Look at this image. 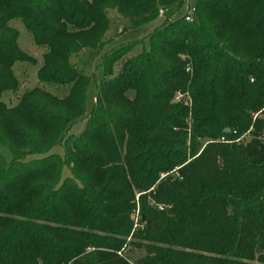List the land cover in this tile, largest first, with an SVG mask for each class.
Instances as JSON below:
<instances>
[{"label":"trees","instance_id":"obj_1","mask_svg":"<svg viewBox=\"0 0 264 264\" xmlns=\"http://www.w3.org/2000/svg\"><path fill=\"white\" fill-rule=\"evenodd\" d=\"M173 5L184 0H0V95L17 92L15 62H36L14 18L46 47L37 80L68 86L0 99V264H126L128 245L135 264H264V0H196L146 49L106 51L83 115L90 77L70 58L102 47L107 10L138 26Z\"/></svg>","mask_w":264,"mask_h":264},{"label":"rangeland","instance_id":"obj_2","mask_svg":"<svg viewBox=\"0 0 264 264\" xmlns=\"http://www.w3.org/2000/svg\"><path fill=\"white\" fill-rule=\"evenodd\" d=\"M196 0H188V7H192ZM185 12L184 6L177 9L175 5L170 6L162 15H159L155 19L143 23L138 26H131L128 20L122 16H119L114 9L107 10V28L104 32L103 43L101 48L92 49V48H82L76 54L72 55L70 60L74 65L81 70L83 73L89 75L90 80L86 87L85 91V100H84V114H88L93 106L94 94L96 90L97 83L103 75L101 63L103 55L106 51L123 44L132 43L139 39H143L142 44L136 43L127 53V55H134L138 53L142 47L147 48V34L158 25L164 17H178ZM9 25L15 28L18 32L16 42L18 46L25 51L26 54L35 57L36 62L27 63L22 61H17L13 64V71L15 76L18 79L17 92L12 93L9 90H4L0 99L3 100L7 105H13L17 102L18 94L22 93L25 90H28L34 86H41L46 91L57 95L63 96L67 93L68 86L57 85V84H48L41 83L36 78V70L41 64V54L46 50L44 46H36L31 39L30 34L25 30L21 21L18 18L11 19ZM120 64V61H116L113 65V72H115ZM264 110V107L262 108ZM83 126V121H77L69 129V133L76 134L78 133ZM63 153V148L61 145H55L50 148L46 153L42 154H28L24 159L36 158L43 156L47 153ZM0 153L5 160H9L11 153L8 148L0 144ZM68 175V169L66 167L62 168L61 177ZM136 198V196H135ZM151 202V201H150ZM152 203V202H151ZM138 209L136 208L133 212V223L136 215L138 216ZM139 218H137V222ZM134 225V224H133ZM134 229L139 228L138 225ZM129 239V236L126 240ZM116 254L126 263V264H135L134 260L142 254L140 249L129 248V245L125 249L120 251V254Z\"/></svg>","mask_w":264,"mask_h":264},{"label":"built area","instance_id":"obj_3","mask_svg":"<svg viewBox=\"0 0 264 264\" xmlns=\"http://www.w3.org/2000/svg\"><path fill=\"white\" fill-rule=\"evenodd\" d=\"M193 10H194V7L192 6V7H188L187 6V9L185 10V15H184V19L186 20V21H191L192 20V13H193ZM166 10L165 9H159L158 10V15H162L163 14V12H165ZM220 141H224V139L222 138V137H220V139H219ZM163 208V206L162 205H157V209H159V210H161ZM137 218H139V216H137L136 215V217L134 218V225L133 226H140V224H138V222H137ZM118 252V254H120V251H117Z\"/></svg>","mask_w":264,"mask_h":264},{"label":"water","instance_id":"obj_4","mask_svg":"<svg viewBox=\"0 0 264 264\" xmlns=\"http://www.w3.org/2000/svg\"><path fill=\"white\" fill-rule=\"evenodd\" d=\"M183 6H184V10H186L187 6H188V0H184V5ZM223 131L224 132H228V128H224Z\"/></svg>","mask_w":264,"mask_h":264}]
</instances>
